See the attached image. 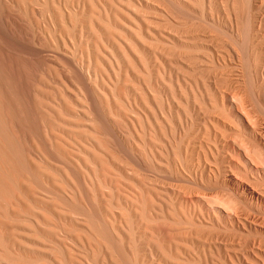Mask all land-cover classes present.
<instances>
[{"label":"rangeland","instance_id":"374dc122","mask_svg":"<svg viewBox=\"0 0 264 264\" xmlns=\"http://www.w3.org/2000/svg\"><path fill=\"white\" fill-rule=\"evenodd\" d=\"M0 23L48 140L29 113L0 264H264V166L240 154L264 158V0H0Z\"/></svg>","mask_w":264,"mask_h":264},{"label":"bare ground","instance_id":"6f19581e","mask_svg":"<svg viewBox=\"0 0 264 264\" xmlns=\"http://www.w3.org/2000/svg\"><path fill=\"white\" fill-rule=\"evenodd\" d=\"M35 1V0H34ZM37 4V3H36ZM39 4V3H38ZM37 4V5H38ZM46 4V3H45ZM173 4V3H172ZM176 5V4H175ZM177 8H180L179 6H175ZM38 8V7H37ZM48 9V8H47ZM164 10V9H163ZM62 11V10H61ZM101 11V10H100ZM186 13V12H185ZM52 14V13H51ZM188 14V13H187ZM186 15V14H185ZM192 15V14H191ZM190 17V16H189ZM41 18V17H40ZM170 18V17H169ZM43 19V18H42ZM77 19V18H76ZM53 20V19H52ZM7 23V22H6ZM48 23V22H47ZM53 23V22H52ZM77 23V22H76ZM104 23V22H102ZM1 25V23H0ZM1 27V26H0ZM3 27V26H2ZM55 27V26H54ZM57 28V27H56ZM75 28V27H74ZM76 29V28H75ZM2 32L4 30H1ZM56 31V30H55ZM7 32V31H6ZM6 32H4L5 34H7ZM74 32V31H73ZM4 35V34H3ZM8 36V35H7ZM10 36H8L7 38H9ZM53 37V36H52ZM70 37V36H69ZM74 37V36H72ZM11 38L13 39V37L11 36ZM12 39L11 40H7L8 43H12ZM73 39V38H72ZM15 40V38H14ZM5 41V40H4ZM6 41V42H7ZM17 41V39H16ZM19 41V40H18ZM17 41V42H18ZM75 41V39H74ZM15 43V42H13ZM21 42L17 43V44H20ZM7 44V43H5ZM15 45V44H13ZM23 45V44H21ZM28 45V44H27ZM76 45V44H75ZM107 45V44H106ZM19 46V45H18ZM10 47V45H9ZM27 47V46H26ZM60 47V46H59ZM12 48V47H11ZM16 48V47H15ZM19 48V47H18ZM17 48V49H18ZM23 48V46L21 47ZM31 48V47H30ZM33 48V47H32ZM14 49V48H13ZM16 49V50H17ZM27 49H29L27 47ZM40 49V48H38ZM26 50V49H25ZM23 51V50H22ZM30 51V50H29ZM41 51V50H40ZM56 51V50H55ZM33 52V51H32ZM52 52V51H51ZM42 54V53H40ZM45 54V53H44ZM51 54V53H50ZM54 55V54H52ZM56 59V58H55ZM23 60H26V59H23V56L21 55H12L11 56V60H8L7 63H5L2 58L0 57V209H2V207H4L5 205H10L12 204L13 202V198L17 199L20 197V195L18 194V183L20 186L24 185V182L22 180H17L16 179V175H15V169H19L20 173H23L24 171V168L22 167L21 163L17 162V148L18 146L20 147L21 144L24 143L25 141V138L26 139H30L31 137V127L28 126L26 123L28 122L27 121V115L29 113H31L33 115V113H37V120L38 121L37 125H38V130H39V135H40V143L42 146H48V140L46 138V131L44 130V122L47 123V121H45V113L39 109V101L35 95V88H33V92L31 93V97H32V106L29 107L26 103H24L22 101V99L20 98V96H22L19 92L17 93L16 95V87L14 85L15 81H18L20 82L21 80V77L23 75V68H24V61ZM74 60V59H73ZM72 62V61H71ZM75 64V63H74ZM68 65V63H67ZM76 68V67H75ZM82 68V67H81ZM14 69H16V71H14ZM78 70V69H77ZM76 70V71H77ZM79 71V70H78ZM81 73V72H80ZM79 74V73H78ZM83 76V75H82ZM86 78V77H85ZM30 84V82H29ZM33 86V85H32ZM43 86V85H42ZM46 87V86H45ZM48 88V87H47ZM96 92H94V95ZM86 94V93H85ZM57 95V94H56ZM93 95V93H92ZM92 95L90 94L89 96L92 97ZM41 97V96H40ZM97 97V95H96ZM240 97V96H239ZM42 98V97H41ZM93 98V97H92ZM91 98V99H92ZM90 99V98H89ZM88 99V103L90 104V100ZM96 99V98H94ZM93 100V99H92ZM31 101V100H30ZM97 101V100H96ZM37 103V107H36V103ZM98 102V101H97ZM97 102H93L91 101V103H95V105H97L98 107V104ZM245 101H243V99H239L238 102H236L234 104V110L236 112V114L241 117V119L243 118L244 121H247V123H249L248 119L252 118L250 117V112L248 109H247V106L245 105L244 103ZM247 102V101H246ZM31 104V102H30ZM94 105V106H95ZM87 108V107H86ZM101 108V106H100ZM99 108V109H100ZM36 109V110H35ZM92 109V108H91ZM96 110V108H94ZM93 109V111H94ZM86 110V109H85ZM88 110V108H87ZM90 111V109H89ZM100 112V111H99ZM94 115L96 112H93ZM98 113V112H97ZM96 113V114H97ZM86 114L87 111H86ZM91 114V113H90ZM133 114V113H131ZM30 115V114H29ZM29 115H28V118H29ZM102 116L104 117V115L102 114H99L98 116ZM34 116V115H33ZM138 116V115H137ZM94 118H96V116H93ZM31 118V117H30ZM78 118V117H77ZM99 118V117H97ZM106 118V117H105ZM104 118V119H105ZM31 120V119H30ZM97 120V119H96ZM95 120V122H96ZM242 120V121H243ZM252 120V119H251ZM94 121V120H93ZM91 121V122H93ZM106 121V120H105ZM32 122V121H30ZM88 122V120H87ZM86 122V123H87ZM124 122V121H123ZM255 122V121H254ZM35 123V122H34ZM33 123V124H34ZM46 123H45V126H46ZM99 123V120H97V124ZM101 123V122H100ZM99 123V124H100ZM107 123V121H106ZM32 124V123H30ZM29 124V125H30ZM33 124H32V127H33ZM246 124V123H245ZM256 124V123H254ZM35 125V124H34ZM102 125V124H101ZM108 125V124H107ZM110 125V126H109ZM108 126L111 127V124H109ZM35 128L33 129H36V126H34ZM113 127V126H112ZM111 127V128H112ZM75 128V127H74ZM80 128V127H79ZM89 128V127H88ZM110 128V129H111ZM32 129V130H33ZM78 129V128H77ZM90 130V129H88ZM114 130V129H113ZM256 130V129H255ZM57 131V130H56ZM107 131V130H106ZM37 132V131H36ZM35 132V133H36ZM88 132V131H87ZM94 133V132H93ZM97 133V132H96ZM116 134V132H115ZM38 135V134H37ZM110 135V134H109ZM34 136V135H33ZM133 136V135H132ZM35 137V136H34ZM38 137V136H36ZM110 137V136H109ZM28 141V140H27ZM121 141V140H120ZM119 141V142H120ZM244 141V140H243ZM122 142V141H121ZM138 143V142H136ZM244 144V142H242ZM241 143V145H243ZM246 143V142H245ZM141 144V143H140ZM124 145V144H123ZM248 146V144H246ZM246 145L240 147V150H241V155L247 160V163L250 164L251 166H253L254 164H257V165H261V166H264V158L262 155L258 154L256 151H253L251 149H249L250 147H246ZM89 146V145H88ZM115 146V145H114ZM122 146V145H121ZM31 148V147H30ZM47 148V147H46ZM90 148V147H89ZM25 149V148H24ZM23 149V150H24ZM127 149V148H126ZM22 150V151H23ZM96 150V149H95ZM120 150V149H119ZM124 150V148H123ZM121 151V150H120ZM125 151V150H124ZM129 151V150H128ZM126 150V152H128ZM129 153V152H128ZM130 154V153H129ZM132 154V153H131ZM130 154V155H131ZM82 155V154H80ZM128 155V154H127ZM126 155V156H127ZM148 155V154H147ZM135 156V155H133ZM90 157V156H89ZM129 157V156H128ZM133 158V157H132ZM52 159V157H51ZM79 159V158H78ZM131 159V158H130ZM135 159V157H134ZM132 159V160H134ZM26 160V159H25ZM40 160V159H39ZM137 160V159H135ZM20 161V160H19ZM90 161V160H89ZM92 161V159H91ZM39 162H42V161H39ZM59 162V161H57ZM132 162V161H131ZM136 162V161H135ZM140 162V161H139ZM68 163V162H67ZM93 163V162H92ZM91 163V164H92ZM120 163V162H119ZM46 164V163H44ZM62 164V163H61ZM65 164V161L64 163ZM90 164V163H89ZM90 164V165H91ZM122 164V163H121ZM135 164V163H134ZM133 164V165H134ZM67 166V165H66ZM69 166V165H68ZM82 166V165H81ZM70 167V166H69ZM28 168V166H27ZM66 168V167H65ZM86 168V166H85ZM133 169V168H132ZM86 170V169H85ZM56 171V170H55ZM88 171V170H87ZM136 171V170H135ZM145 171V170H144ZM146 172V171H145ZM154 173V172H153ZM158 173V172H157ZM262 173V172H261ZM31 174V172H30ZM34 174V173H33ZM59 174V173H58ZM30 176V175H29ZM58 176V175H57ZM31 177V176H30ZM36 177V176H35ZM32 178H34L32 176ZM31 180V179H29ZM34 180V179H33ZM31 182V181H30ZM34 182V181H33ZM35 184V183H34ZM41 184L45 185V183L41 180ZM61 185V184H60ZM81 186V185H80ZM79 186V187H80ZM44 187V186H43ZM82 187V186H81ZM46 188V187H45ZM76 188V187H75ZM74 188V189H75ZM84 188V187H83ZM82 188V189H83ZM138 188V187H137ZM54 188H52L53 190ZM67 189V188H66ZM50 190V191H52ZM72 190V189H71ZM70 190V191H71ZM59 191V190H58ZM75 191V190H73ZM81 191V190H79ZM43 192V191H42ZM45 192V191H44ZM76 192V191H75ZM83 192V191H82ZM50 193V192H49ZM71 193V192H70ZM54 194V193H52ZM59 194V193H58ZM63 194V193H62ZM22 195V194H21ZM51 195V194H50ZM77 195V194H76ZM85 195V194H84ZM61 196V195H59ZM66 196V195H65ZM69 196V195H68ZM63 197V196H62ZM76 197V196H74ZM85 198H87V196H85ZM224 198V197H223ZM226 198V197H225ZM224 198V199H225ZM61 199V198H60ZM68 199V198H67ZM66 199V200H67ZM221 200H223V203H230L228 200H224L220 197ZM113 201V200H112ZM12 202V203H11ZM71 203V202H70ZM74 205V204H73ZM81 206V205H80ZM79 207V206H78ZM236 207V206H235ZM69 208V207H68ZM87 208V207H86ZM90 208V207H89ZM45 210V209H44ZM97 212V211H96ZM9 214V213H8ZM95 214V213H94ZM98 214V213H97ZM0 216H3L4 218L6 217V214L4 215V212H1L0 211ZM83 216V215H82ZM95 218V217H94ZM1 220V219H0ZM16 220V219H15ZM14 220V221H15ZM21 220V219H20ZM19 220V221H20ZM11 221V220H10ZM18 221V220H17ZM86 222V221H84ZM4 225L6 224V222H2ZM103 223V221H102ZM90 224V223H89ZM1 234V232H0ZM100 236V235H99ZM114 239V238H113ZM99 243L101 246H102V242L97 240L96 239V243ZM110 244V243H109ZM112 247V246H111ZM7 249V248H5ZM118 249V248H117ZM121 250V248H120ZM7 251H10V250H7ZM62 252V250H61ZM64 252V251H63ZM10 253V252H9ZM8 254V253H6ZM64 254V253H63ZM62 255V253H61ZM121 257V256H120ZM119 257V258H120ZM8 258V257H7ZM30 260V259H29ZM38 260V259H37ZM44 260V259H43ZM125 260V259H124ZM23 262V261H22ZM50 262V261H49ZM127 262V261H126ZM38 263V262H37ZM51 264V263H50ZM54 264V263H53ZM131 264V263H130Z\"/></svg>","mask_w":264,"mask_h":264}]
</instances>
